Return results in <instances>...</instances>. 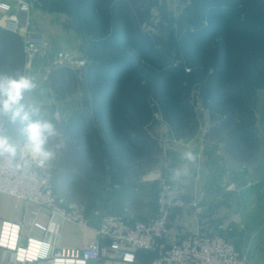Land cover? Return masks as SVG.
Returning <instances> with one entry per match:
<instances>
[{
	"label": "trees",
	"instance_id": "1",
	"mask_svg": "<svg viewBox=\"0 0 264 264\" xmlns=\"http://www.w3.org/2000/svg\"><path fill=\"white\" fill-rule=\"evenodd\" d=\"M186 3L181 14L167 16L165 37L150 27V0L33 1L34 8L66 15L64 26L86 43L80 74L59 65L47 81L56 99L84 86L91 115L74 112L52 122L29 109L21 113L29 117L26 124L52 126L41 148L67 170H59L54 182L85 199H92V183H102L107 173L136 187L159 162V119L175 139L193 137L200 131L199 109L208 113L207 140L238 163L256 160L264 0ZM27 61L22 36L1 29L0 79L19 80Z\"/></svg>",
	"mask_w": 264,
	"mask_h": 264
},
{
	"label": "crops",
	"instance_id": "2",
	"mask_svg": "<svg viewBox=\"0 0 264 264\" xmlns=\"http://www.w3.org/2000/svg\"><path fill=\"white\" fill-rule=\"evenodd\" d=\"M150 3V24L154 22L162 28H168L167 16L181 14L187 5L186 0H150ZM7 15L8 13L0 10V24L3 23ZM66 18L67 16L62 13H50L39 8H33L30 12L33 27L40 28L41 33L50 44V50L47 54L40 53L36 55L32 60L31 67L25 68L23 77L30 79L34 87L24 91L20 103L23 107H34L35 111L41 113L42 116L48 117L52 122H58V120L54 121L52 119L54 114L51 116L49 114L50 111H55L56 114L66 111L65 117H68L73 111L87 116L91 115L90 109L85 103L88 97L87 90L83 92L77 88L74 93L67 95L63 99H56L48 84L47 72L40 69L47 59L46 55L56 52H73L87 60L86 43L82 41L77 32L64 26ZM258 95L260 98L256 108V116L261 145L253 163L236 162L224 153L222 145L206 139L205 134L209 126L207 111L205 127H201L203 145L201 142H196L199 141L196 136L175 139L168 125L159 119L161 122L158 129H156V134L163 152L159 157L158 164L148 173L141 176L136 187L128 185L125 181H114L109 173H107L106 179L102 183H92V199L81 197L84 201L80 205L81 208L85 209L87 224L69 221L61 214L50 215L39 210L34 203L0 192V234L2 224L8 222L20 226L18 243L20 247L26 246L27 238L44 243L53 242L57 233L60 236L55 243L61 248L86 246L98 239L97 229L105 213L127 214L141 220L150 218L156 210L157 190L153 194L146 187L152 180L158 182L161 177H167L183 186L184 205L172 214L169 223V235L213 231L218 225L222 224L224 214L229 211H226L228 210L227 205L215 207L212 205L211 199H208L207 186L210 176L208 167L210 155L205 150L206 146H216L222 160L231 162L235 168L240 170L245 180L244 185H248L250 189L254 190L264 189V89L259 91ZM74 96L79 99L78 104L80 105L76 106L75 110L70 111L64 103L67 99ZM26 125L25 121L17 117L15 119L11 117L9 122L11 138L25 149L29 146L27 135L24 131ZM188 153H191L192 159L188 158L186 155ZM72 171L75 172V170ZM57 183L60 185V182L57 181ZM60 188L63 195L60 194L61 192L59 194L65 203V208L79 203L75 201L74 196L69 195L73 191L69 186L63 184L60 185ZM55 190L58 193L56 188ZM91 203L92 207H90ZM85 206L88 207L85 208ZM38 226L45 227L46 231L41 230ZM131 253L135 255L133 262L122 260V254L119 252H108L99 263L90 264H151L152 262V253L144 251H133ZM0 264L46 263L16 262L9 257L7 258L4 249L0 247Z\"/></svg>",
	"mask_w": 264,
	"mask_h": 264
},
{
	"label": "built area",
	"instance_id": "3",
	"mask_svg": "<svg viewBox=\"0 0 264 264\" xmlns=\"http://www.w3.org/2000/svg\"><path fill=\"white\" fill-rule=\"evenodd\" d=\"M34 0H0V10L8 13L0 28L22 36L27 57L50 50L46 37L33 29L30 12ZM40 67L49 72L56 66L66 65L79 74L87 60L72 52H56L46 55ZM10 114H0V136L8 138L15 155L0 154V192L17 199L36 204L39 210L50 215L61 214L67 220L87 224L81 208L72 204L67 208L57 194L53 167L43 155L34 153L31 146L21 147L10 136ZM118 187V186H115ZM184 205L182 186L167 177L158 180L155 213L146 220L132 215L105 213L97 229L98 239L78 248H61L55 241L44 243L27 238L26 246L20 247L19 225L2 224L0 247L5 255L19 263L41 262L46 264L99 263L108 252L121 253V259L133 262V251L153 254L151 264H249L241 255L234 239L229 235L227 224L218 225L208 233L169 235L172 214ZM46 231L45 227L38 226Z\"/></svg>",
	"mask_w": 264,
	"mask_h": 264
},
{
	"label": "rangeland",
	"instance_id": "4",
	"mask_svg": "<svg viewBox=\"0 0 264 264\" xmlns=\"http://www.w3.org/2000/svg\"><path fill=\"white\" fill-rule=\"evenodd\" d=\"M150 27L160 35H164L165 37L169 36L168 28H162L160 25L154 22L151 23ZM33 29L41 32L40 28L38 27H33ZM78 89L83 92L86 91L84 86H79ZM259 98L260 97L258 95V102ZM258 102L256 108L258 106ZM78 103L79 99L74 96L70 97V99H67L64 104H66L68 110L72 111L75 110L76 106L80 105ZM33 108L34 107L32 106H25L23 107V111L29 109L30 111L38 112ZM59 109L60 111H62L61 108ZM54 112L55 111H50L49 113L51 116H53L54 114V117H52L54 121L65 120L70 116L68 115V117H65L66 111H62L59 114H56V112ZM74 112L77 113V111H73V113ZM198 114L201 126L199 133L195 136L199 140L196 142H201V144L203 145L201 141V127H205L204 125L206 123L205 121L207 113L205 110L199 109ZM40 115L42 114L40 113ZM11 117L12 116L10 114V119ZM160 122L161 121L157 123L156 129H158V126H160ZM205 148L206 152L210 155L208 165L210 176L207 186L208 199H211V203L215 207L227 205L228 210L226 211L229 212L224 214L222 221L230 228L229 235L234 239L241 255L247 260V262L249 264H264V189L254 190L250 189L248 185H244L243 183L245 180L243 179L240 170L235 168L231 164V162L223 161L218 153L219 150H217L218 148L216 146H206ZM47 159L50 165L53 167L54 179L59 170H61L60 172H67V170L63 167L57 166L53 158L48 156ZM54 184L55 188L58 191L57 194L61 197L60 194L63 195V193L60 190V185H63V183H60L59 185L55 180ZM146 188L147 190L152 191V193L154 194L158 189V182H156V180H152L150 184L148 183V186ZM69 195L75 197V201L79 202L78 204H75H77L81 208L80 205L84 201L83 198H81V195L79 193L77 194L74 190L70 192ZM63 205H65L64 201ZM86 207L88 206H85V208ZM90 207H92V203ZM81 211L85 217V209L83 207L81 208ZM223 222L222 224H224Z\"/></svg>",
	"mask_w": 264,
	"mask_h": 264
},
{
	"label": "clouds",
	"instance_id": "5",
	"mask_svg": "<svg viewBox=\"0 0 264 264\" xmlns=\"http://www.w3.org/2000/svg\"><path fill=\"white\" fill-rule=\"evenodd\" d=\"M34 87L32 81L26 77H21L19 80H3L0 79V114H11L12 118L20 117L22 121H28L29 117L27 113L23 112V106L20 101L24 91H27ZM25 133L31 149L34 153H38L47 158L50 153L43 152L41 145L44 143V133L52 134L53 129L50 124L47 123H28L25 128ZM7 152L15 155V147L9 143V140L5 136H0V154ZM189 159H192L191 153L186 154Z\"/></svg>",
	"mask_w": 264,
	"mask_h": 264
},
{
	"label": "water",
	"instance_id": "6",
	"mask_svg": "<svg viewBox=\"0 0 264 264\" xmlns=\"http://www.w3.org/2000/svg\"><path fill=\"white\" fill-rule=\"evenodd\" d=\"M32 60H33V56L30 54L28 56V61H27V64H26V68H30L31 67Z\"/></svg>",
	"mask_w": 264,
	"mask_h": 264
}]
</instances>
